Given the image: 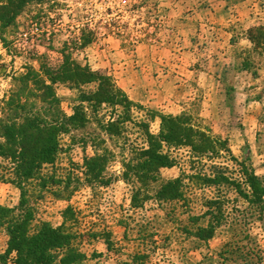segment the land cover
I'll return each mask as SVG.
<instances>
[{"label":"rangeland","instance_id":"1","mask_svg":"<svg viewBox=\"0 0 264 264\" xmlns=\"http://www.w3.org/2000/svg\"><path fill=\"white\" fill-rule=\"evenodd\" d=\"M25 1L9 25L18 10L10 6L3 15L0 9V97L15 89L12 78L27 69L40 71L44 65L58 69L65 59H71L138 96H146L150 90L170 93L174 98L160 110L156 105L134 102L145 109H134L135 121L148 122L151 132L158 134L161 120L148 114H186L195 125L226 142L238 161L252 166L264 179V46L258 49L239 37L228 60L190 63L188 48L178 47V25H186L184 17L178 18V0ZM8 4V0H0V7ZM262 17L261 24L253 28L264 27V14ZM242 33L240 30L238 35ZM82 90L93 92L96 85ZM56 93L64 112L73 115L81 92L58 84ZM85 107L90 123L61 136L62 151L56 163L64 169V176L77 169L82 185L73 183L63 200L46 194L42 201L32 202L37 220L54 227L63 224L62 212L73 207L77 223L67 227L77 237L74 245L87 256L81 264H133L136 255L147 256L144 264H264V218H257L246 201H234V193L227 192L231 201L225 206L226 221L208 242L198 238V229L209 225L210 217H202L208 211L207 201L217 196L215 189L193 187L186 181L183 201L161 203L155 199L163 183L192 174L186 149L172 150L176 165L160 170L159 182L147 193L150 200L134 209V186L124 180L122 164L131 158L133 146L143 145L141 132L128 123L121 139L110 140L100 131L98 121H108L111 113L120 114L122 108ZM99 138L107 141L114 157L102 175L108 185L90 186L85 161L95 156L93 145ZM215 163L236 169L228 160ZM19 202L20 191L0 182V205L13 208ZM95 234L99 237L94 238ZM7 241L0 230L1 254Z\"/></svg>","mask_w":264,"mask_h":264},{"label":"trees","instance_id":"2","mask_svg":"<svg viewBox=\"0 0 264 264\" xmlns=\"http://www.w3.org/2000/svg\"><path fill=\"white\" fill-rule=\"evenodd\" d=\"M8 1L10 4L0 7L4 10L3 15L8 13L10 6L18 10L10 18L9 25L27 1ZM248 39L260 49L264 46V27L250 29ZM12 79L15 89L0 97V182L16 187L20 191V202L13 208L0 205V230L8 237L7 248L0 253V264H81L86 260L80 246L74 245L76 235L67 227L69 223H77L73 207L68 206L62 212L63 224L54 227L49 222L38 221L37 210L32 205L33 201L45 199L46 194L63 200V194L71 190L73 183L82 185L81 177L75 172L77 169L64 176V169L56 163L62 151L61 136L84 129L90 123L85 104L94 110L103 105L122 108L120 114L111 113L108 121H98L100 131L110 140L121 139L128 123L141 132L143 145L133 146L131 158L122 164L124 180L134 186V209L143 208L150 200L147 193L159 182L160 170L176 165L171 152L186 149L189 153L186 164L192 174L184 173L163 183L155 199L161 203L183 201L186 181L193 187L215 189L217 196L207 201L208 211L202 217H210L209 225L198 229L201 241L212 240L226 221L225 206L231 201L227 192L237 196L234 201H246L255 210L257 218H264V179L252 166L238 161L226 142L195 125L190 116L148 114L152 119L158 117L161 120L159 133L154 134L148 122H137L133 117L134 109L145 111L143 106L131 101L109 77L71 59H65L58 69L46 65L40 71L30 68ZM58 84L81 92L80 105L71 116L64 112L57 96ZM90 85H96V90L90 93L82 90ZM106 145V140L97 139L93 145L95 156L85 161L89 173L85 174L86 183L90 186L108 185L102 175L114 153ZM216 160L233 162L236 169L215 163ZM77 191L74 187L73 192ZM109 236L108 247L111 246ZM98 237L94 235V238ZM146 259V255H136L133 264H144Z\"/></svg>","mask_w":264,"mask_h":264},{"label":"crops","instance_id":"3","mask_svg":"<svg viewBox=\"0 0 264 264\" xmlns=\"http://www.w3.org/2000/svg\"><path fill=\"white\" fill-rule=\"evenodd\" d=\"M264 0H178V18L186 22L178 25V47L188 48L189 61H216L230 58L240 38L249 41L248 31L259 26L263 20ZM242 30L244 33L238 35ZM201 47V53L199 48ZM181 62L188 59L181 58ZM192 74V70L190 71ZM167 77V76H166ZM132 86V85H131ZM180 87V86H178ZM130 100L140 104L156 105L158 110L166 108L174 98L168 92L149 91L146 96H138L121 87ZM159 101H155V99ZM164 111V110H163Z\"/></svg>","mask_w":264,"mask_h":264}]
</instances>
